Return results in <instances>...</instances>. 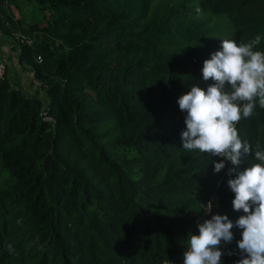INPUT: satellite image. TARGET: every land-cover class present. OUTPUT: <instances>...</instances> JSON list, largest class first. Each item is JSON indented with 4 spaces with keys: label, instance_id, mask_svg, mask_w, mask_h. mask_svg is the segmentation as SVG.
<instances>
[{
    "label": "trees",
    "instance_id": "trees-1",
    "mask_svg": "<svg viewBox=\"0 0 264 264\" xmlns=\"http://www.w3.org/2000/svg\"><path fill=\"white\" fill-rule=\"evenodd\" d=\"M24 1L48 16L24 23L0 0V30L47 102L0 79V264H184L199 224L245 214L235 166L183 149L178 99L214 83L202 69L222 39L264 51V0ZM237 130L264 150V109ZM232 231L221 264L241 258Z\"/></svg>",
    "mask_w": 264,
    "mask_h": 264
},
{
    "label": "clouds",
    "instance_id": "clouds-1",
    "mask_svg": "<svg viewBox=\"0 0 264 264\" xmlns=\"http://www.w3.org/2000/svg\"><path fill=\"white\" fill-rule=\"evenodd\" d=\"M221 41V50L205 60L202 69L203 79L214 83L206 90L194 85L178 99L180 110L186 113L181 139L187 151L221 157L224 162L212 161L216 173L227 161L235 166L229 175L236 178L229 179L228 186L235 194L234 210L245 215L235 225L227 215L219 214L199 224L198 235L189 233L184 264H221L234 227L242 230L237 242L241 258L236 264H264V150L257 145L253 151L237 130V124L252 117L257 105L264 109V51L254 50L261 43L259 35L248 43ZM249 156L258 162L237 171ZM206 207L212 209V204ZM8 250L12 251L11 244Z\"/></svg>",
    "mask_w": 264,
    "mask_h": 264
},
{
    "label": "rangeland",
    "instance_id": "rangeland-1",
    "mask_svg": "<svg viewBox=\"0 0 264 264\" xmlns=\"http://www.w3.org/2000/svg\"><path fill=\"white\" fill-rule=\"evenodd\" d=\"M17 4L18 5L16 7H7L4 5L2 8L5 12L15 16V18H20L24 23L40 22L43 20V18L48 16V11L41 8L36 3L27 4L24 0H18ZM17 49V43L12 38L3 34L0 30L1 54L7 55V60L11 62V68L9 69L7 62L3 61L6 63L5 75H8L7 68L9 69V80L11 86L19 89L21 93L26 96L38 97L45 104L47 102L45 92L35 81L32 73L26 68L19 67L20 65L14 60Z\"/></svg>",
    "mask_w": 264,
    "mask_h": 264
},
{
    "label": "crops",
    "instance_id": "crops-1",
    "mask_svg": "<svg viewBox=\"0 0 264 264\" xmlns=\"http://www.w3.org/2000/svg\"><path fill=\"white\" fill-rule=\"evenodd\" d=\"M18 52H19V49H17L16 50V55H15V58H14V60L16 61V63L18 64ZM2 52L0 51V61L2 60V62L3 61H5V62H7V64H8V67H9V69L11 68V62H9L8 60H7V55H5V54H1ZM5 55V56H4ZM9 59V58H8ZM10 60V59H9ZM4 62V63H5ZM6 64V63H5ZM19 67H21V66H19ZM22 68V67H21ZM9 69L7 68V71H8V75L7 76H9Z\"/></svg>",
    "mask_w": 264,
    "mask_h": 264
},
{
    "label": "built area",
    "instance_id": "built-area-1",
    "mask_svg": "<svg viewBox=\"0 0 264 264\" xmlns=\"http://www.w3.org/2000/svg\"><path fill=\"white\" fill-rule=\"evenodd\" d=\"M6 72V64L2 61H0V79L3 78Z\"/></svg>",
    "mask_w": 264,
    "mask_h": 264
},
{
    "label": "water",
    "instance_id": "water-1",
    "mask_svg": "<svg viewBox=\"0 0 264 264\" xmlns=\"http://www.w3.org/2000/svg\"><path fill=\"white\" fill-rule=\"evenodd\" d=\"M224 254H225V255H229V254H230V253H229V250H226Z\"/></svg>",
    "mask_w": 264,
    "mask_h": 264
}]
</instances>
